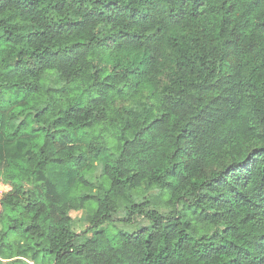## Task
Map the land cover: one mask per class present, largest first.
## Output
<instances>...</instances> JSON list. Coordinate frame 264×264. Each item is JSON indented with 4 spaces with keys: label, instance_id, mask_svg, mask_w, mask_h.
I'll return each mask as SVG.
<instances>
[{
    "label": "trees",
    "instance_id": "obj_1",
    "mask_svg": "<svg viewBox=\"0 0 264 264\" xmlns=\"http://www.w3.org/2000/svg\"><path fill=\"white\" fill-rule=\"evenodd\" d=\"M0 181L5 264H264V0H0Z\"/></svg>",
    "mask_w": 264,
    "mask_h": 264
},
{
    "label": "rangeland",
    "instance_id": "obj_2",
    "mask_svg": "<svg viewBox=\"0 0 264 264\" xmlns=\"http://www.w3.org/2000/svg\"><path fill=\"white\" fill-rule=\"evenodd\" d=\"M9 189V186L7 185H2L0 190L3 193L4 191L6 192ZM4 194V193H3ZM161 212L164 211L163 208H159ZM70 215L73 218L72 222V229L76 232L79 233L81 230L86 228L87 222H86V211L84 209L77 210V211H71ZM114 219V226L118 229H122L124 231L131 232L135 229H137L140 226H144L148 224V221L143 218L142 216L136 215L131 222L125 221L122 217V215L116 214L113 215L112 217ZM90 236V234H88ZM49 259L47 256H44L41 253L37 254V257L35 260H31L30 258L26 259L29 261L31 264H37L43 260Z\"/></svg>",
    "mask_w": 264,
    "mask_h": 264
},
{
    "label": "built area",
    "instance_id": "obj_3",
    "mask_svg": "<svg viewBox=\"0 0 264 264\" xmlns=\"http://www.w3.org/2000/svg\"><path fill=\"white\" fill-rule=\"evenodd\" d=\"M2 185H7V186H9L8 184H6V183L0 181V188H1ZM4 192H5V191H4ZM4 192H3V193H4ZM3 193H2L1 190H0V198L2 197Z\"/></svg>",
    "mask_w": 264,
    "mask_h": 264
},
{
    "label": "crops",
    "instance_id": "obj_4",
    "mask_svg": "<svg viewBox=\"0 0 264 264\" xmlns=\"http://www.w3.org/2000/svg\"><path fill=\"white\" fill-rule=\"evenodd\" d=\"M6 260L0 258V264H5Z\"/></svg>",
    "mask_w": 264,
    "mask_h": 264
}]
</instances>
